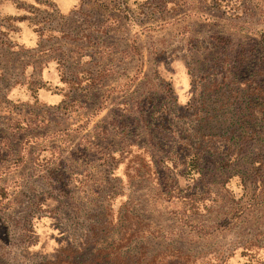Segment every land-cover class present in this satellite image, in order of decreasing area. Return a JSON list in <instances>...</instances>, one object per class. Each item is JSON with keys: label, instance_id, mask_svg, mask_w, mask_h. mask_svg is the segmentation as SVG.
<instances>
[{"label": "rangeland", "instance_id": "374dc122", "mask_svg": "<svg viewBox=\"0 0 264 264\" xmlns=\"http://www.w3.org/2000/svg\"><path fill=\"white\" fill-rule=\"evenodd\" d=\"M52 1L0 0V264H264V0Z\"/></svg>", "mask_w": 264, "mask_h": 264}, {"label": "crops", "instance_id": "0c3cea01", "mask_svg": "<svg viewBox=\"0 0 264 264\" xmlns=\"http://www.w3.org/2000/svg\"><path fill=\"white\" fill-rule=\"evenodd\" d=\"M52 3H53L54 9H56V11L59 14L66 15L74 11L78 7L79 2L69 7L65 12H61L59 10L56 2L52 1ZM15 18H16L15 23H18V24H20L23 20H25L24 15L15 16ZM29 25L31 26V30L33 31L35 35V43H33L30 47H26L24 44L22 43L19 44L17 40H15V44H17L18 46L28 51H36L35 56L38 57L40 55V56H43V58H40L41 60L31 61L28 65H26L25 69L24 67H22L20 71L19 79L18 80L15 79L16 81H13L12 83H10V85L5 87V90L6 92L10 93L11 97L16 98L17 97L15 94L16 92H19V91H24V92L31 91L32 92V89H31L32 81H34V83L36 82V88L35 90H33V92L35 91L36 93H35V99L33 100L37 101L36 98H38L41 92H49L52 94V96L57 97V98H54L55 99L54 101L49 102V101H46L45 99L44 100L38 99V100L40 101L41 104L46 105V106H57L64 100L61 93H59V91H61V87L63 84H62V81L57 71L58 61L56 57L54 56L49 57L51 53V50H48L49 48H45L41 52L37 50L41 40L43 39V36L42 34L39 33L36 26L30 23ZM11 32L12 34L19 33V25H16L15 31H11ZM33 77H36V78L32 79ZM53 78L55 79L54 82L51 81ZM29 80L31 81L28 83Z\"/></svg>", "mask_w": 264, "mask_h": 264}, {"label": "trees", "instance_id": "16d2710c", "mask_svg": "<svg viewBox=\"0 0 264 264\" xmlns=\"http://www.w3.org/2000/svg\"><path fill=\"white\" fill-rule=\"evenodd\" d=\"M49 264H58V263H57V260H55L54 262H51Z\"/></svg>", "mask_w": 264, "mask_h": 264}]
</instances>
